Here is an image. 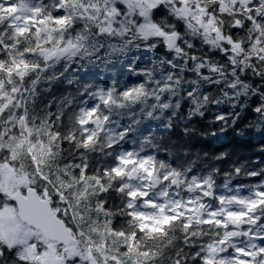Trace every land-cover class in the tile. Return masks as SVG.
<instances>
[{
  "label": "clouds",
  "instance_id": "1",
  "mask_svg": "<svg viewBox=\"0 0 264 264\" xmlns=\"http://www.w3.org/2000/svg\"><path fill=\"white\" fill-rule=\"evenodd\" d=\"M257 191L264 0H0V210L31 194L56 221L0 232V264L228 258L264 219L205 221Z\"/></svg>",
  "mask_w": 264,
  "mask_h": 264
},
{
  "label": "snow or ice",
  "instance_id": "2",
  "mask_svg": "<svg viewBox=\"0 0 264 264\" xmlns=\"http://www.w3.org/2000/svg\"><path fill=\"white\" fill-rule=\"evenodd\" d=\"M5 8L15 11L17 5L9 4ZM92 111L95 112V109H92ZM124 162L128 163V161ZM116 171L119 172L120 170L116 169ZM135 194L131 193V195ZM15 199L18 201V208L5 206L3 210H0V232L15 233L24 240L32 234L33 229L37 233L50 234L51 228L56 221L54 213L47 207L46 202L31 194L25 196L17 193L15 194ZM217 200L220 202V208L211 210L205 223L215 224L217 227L223 228L225 237L230 234H239L235 232L234 225L255 223L264 219L262 216L253 215L257 208L264 211V191H257L252 197H230L229 200L236 202L239 207L227 206L224 196L217 197ZM170 219H175V217H165L163 223H168ZM229 229H232V231L229 232ZM246 234L251 235L254 240L259 242V245L253 247L252 251L238 247L235 249L236 255L228 258L223 256L217 258L216 253L222 252L223 249H218L215 242H210L208 244L209 255L203 257V264H230V261L231 264H256L252 258L264 254V231L256 234ZM218 243L221 245L225 244L226 238H221ZM228 251H232V249L229 248ZM36 259L39 260L40 257H36Z\"/></svg>",
  "mask_w": 264,
  "mask_h": 264
}]
</instances>
